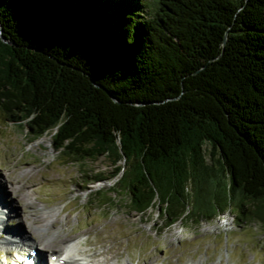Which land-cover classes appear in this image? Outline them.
Segmentation results:
<instances>
[{"label": "trees", "instance_id": "trees-1", "mask_svg": "<svg viewBox=\"0 0 264 264\" xmlns=\"http://www.w3.org/2000/svg\"><path fill=\"white\" fill-rule=\"evenodd\" d=\"M0 114L99 208L264 227V0H0Z\"/></svg>", "mask_w": 264, "mask_h": 264}, {"label": "rangeland", "instance_id": "rangeland-1", "mask_svg": "<svg viewBox=\"0 0 264 264\" xmlns=\"http://www.w3.org/2000/svg\"><path fill=\"white\" fill-rule=\"evenodd\" d=\"M111 169L103 155L83 166L65 163L49 136L32 141L26 127L0 114V185L11 207L0 229L20 222L36 248L57 253L70 242V255L90 264H264V227L255 221L240 226L232 212L164 228L155 205L137 214L118 195L108 208L90 204L89 192L112 187L115 178L85 184L82 171ZM20 252L0 244V264L22 263Z\"/></svg>", "mask_w": 264, "mask_h": 264}, {"label": "bare ground", "instance_id": "bare-ground-1", "mask_svg": "<svg viewBox=\"0 0 264 264\" xmlns=\"http://www.w3.org/2000/svg\"><path fill=\"white\" fill-rule=\"evenodd\" d=\"M5 192V190L1 187L0 185V195H2ZM6 194L2 195L0 197V216L2 217V222L0 219V225H5L4 224V218H8L9 216L7 215L8 210L11 211V207L8 205L9 202H6L5 199L3 201V198L5 197ZM5 204H4V203ZM7 204V205H6ZM4 205V206H3ZM5 207V208H4ZM10 207V208H9ZM3 210L1 211V209ZM9 208V209H8ZM5 211L6 213L3 214ZM22 213V210L20 211ZM3 216H2V214ZM15 216V214H10V216ZM11 216V217H12ZM50 216V215H49ZM0 226V228H1ZM6 227V225H5ZM22 224L19 222L13 227H11L10 230H7L6 228L0 229V244L3 246H10L15 249H22V252L19 253L20 256L22 257H29L33 258V264H90V261L84 260L83 258H79L77 256H71V247H70V242H64L60 248V250L57 253H54L53 250L45 249L43 247H40V249L36 248V245H34V240L29 237L27 234V231L23 228ZM5 234L3 236V234ZM21 244V245H20ZM43 248V249H42ZM9 253V252H7ZM49 256L50 258L52 256H55L54 259L50 260L49 262L45 261V258ZM96 260V259H95ZM22 264V263H20Z\"/></svg>", "mask_w": 264, "mask_h": 264}]
</instances>
